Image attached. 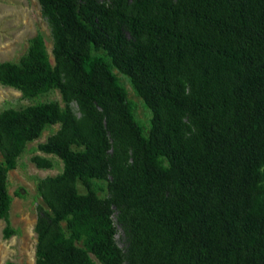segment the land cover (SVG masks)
<instances>
[{
	"label": "trees",
	"instance_id": "trees-1",
	"mask_svg": "<svg viewBox=\"0 0 264 264\" xmlns=\"http://www.w3.org/2000/svg\"><path fill=\"white\" fill-rule=\"evenodd\" d=\"M38 1L54 64L38 38L20 65L0 62V82L27 96L55 87L64 110L0 112L3 235L6 174L60 120L39 144L63 172L35 225V264H264V0ZM113 67L150 109L147 127Z\"/></svg>",
	"mask_w": 264,
	"mask_h": 264
},
{
	"label": "rangeland",
	"instance_id": "rangeland-1",
	"mask_svg": "<svg viewBox=\"0 0 264 264\" xmlns=\"http://www.w3.org/2000/svg\"><path fill=\"white\" fill-rule=\"evenodd\" d=\"M38 38L42 40L48 60L53 65L52 31L42 13L39 1L0 0V62L8 61L20 65ZM113 72L126 89L127 97L135 105V118L147 127L151 117L150 109L135 91L130 78L115 67ZM39 101L54 105L62 118L64 102L57 88L50 87L37 96H27L19 88L0 82V112L20 110ZM70 107L76 117L81 116L75 101L70 102ZM61 124L60 120L50 124L38 137L25 142L22 151L16 157L15 168L6 174L7 190L11 197L8 223L13 233L9 237L3 235L6 220L0 218V264H5L8 260L15 264H35L37 246L35 225L47 209L50 182L63 172L62 160L53 153L42 151L39 144L58 132ZM77 187L80 193H85L86 190L80 182ZM94 188L99 196L107 195L105 180H94ZM116 216L115 211L112 214L115 226L114 240L116 246L123 252L127 246L126 235Z\"/></svg>",
	"mask_w": 264,
	"mask_h": 264
}]
</instances>
